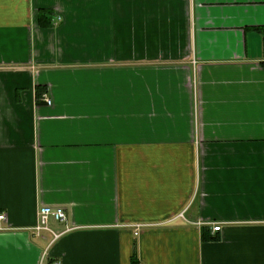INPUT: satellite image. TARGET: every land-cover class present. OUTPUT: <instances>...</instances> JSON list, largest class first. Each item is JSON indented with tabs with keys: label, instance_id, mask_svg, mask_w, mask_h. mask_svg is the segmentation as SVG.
I'll use <instances>...</instances> for the list:
<instances>
[{
	"label": "crops",
	"instance_id": "1",
	"mask_svg": "<svg viewBox=\"0 0 264 264\" xmlns=\"http://www.w3.org/2000/svg\"><path fill=\"white\" fill-rule=\"evenodd\" d=\"M2 215L0 264H264V0H0Z\"/></svg>",
	"mask_w": 264,
	"mask_h": 264
},
{
	"label": "built area",
	"instance_id": "2",
	"mask_svg": "<svg viewBox=\"0 0 264 264\" xmlns=\"http://www.w3.org/2000/svg\"><path fill=\"white\" fill-rule=\"evenodd\" d=\"M46 104L51 105L52 101L50 98L45 97L44 98ZM181 218H184V215H180ZM4 216H0V219H3ZM51 220H54L56 222L66 224L68 222V216L64 208L62 207H53V206H43L39 211V224L34 228L36 235L40 236L42 233L47 232L51 233L54 238H58L59 235L56 234L52 228L50 227ZM213 231L218 232L221 231V225L214 224ZM47 252L43 254L42 262L41 264H46L47 260ZM48 264H61L59 261H51Z\"/></svg>",
	"mask_w": 264,
	"mask_h": 264
},
{
	"label": "trees",
	"instance_id": "3",
	"mask_svg": "<svg viewBox=\"0 0 264 264\" xmlns=\"http://www.w3.org/2000/svg\"><path fill=\"white\" fill-rule=\"evenodd\" d=\"M42 15V14H41ZM45 16V15H44ZM135 261V260H134ZM134 263V262H133Z\"/></svg>",
	"mask_w": 264,
	"mask_h": 264
}]
</instances>
